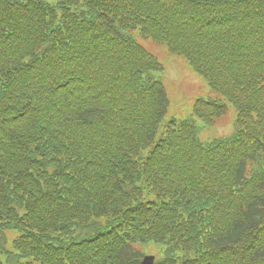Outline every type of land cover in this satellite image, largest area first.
Instances as JSON below:
<instances>
[{
  "label": "trees",
  "instance_id": "obj_1",
  "mask_svg": "<svg viewBox=\"0 0 264 264\" xmlns=\"http://www.w3.org/2000/svg\"><path fill=\"white\" fill-rule=\"evenodd\" d=\"M182 57L213 94L164 121ZM0 264H264V0H0Z\"/></svg>",
  "mask_w": 264,
  "mask_h": 264
},
{
  "label": "rangeland",
  "instance_id": "obj_2",
  "mask_svg": "<svg viewBox=\"0 0 264 264\" xmlns=\"http://www.w3.org/2000/svg\"><path fill=\"white\" fill-rule=\"evenodd\" d=\"M140 43L151 53L156 55L164 67V71L158 74V79L162 82L169 101L167 114L164 121L193 120L197 127V135L201 142L207 143L216 138L226 136L233 130L235 112L229 108L228 112L219 118L213 126L204 127L202 123L192 114L194 101L209 94L205 82L193 73L182 57L173 56L167 53L163 46L156 45L150 41L140 40ZM16 230L5 232L6 240L0 242V261L4 258L3 249L10 250L13 240L17 237ZM144 255H153L158 258L157 250L154 246L140 248Z\"/></svg>",
  "mask_w": 264,
  "mask_h": 264
},
{
  "label": "water",
  "instance_id": "obj_3",
  "mask_svg": "<svg viewBox=\"0 0 264 264\" xmlns=\"http://www.w3.org/2000/svg\"><path fill=\"white\" fill-rule=\"evenodd\" d=\"M152 262H153V258L148 257V258H144L142 264H152Z\"/></svg>",
  "mask_w": 264,
  "mask_h": 264
}]
</instances>
